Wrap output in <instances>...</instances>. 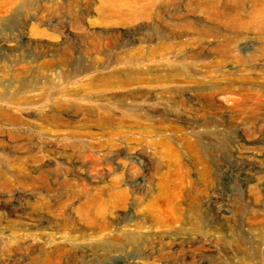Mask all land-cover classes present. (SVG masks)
<instances>
[{"label":"rangeland","instance_id":"rangeland-1","mask_svg":"<svg viewBox=\"0 0 264 264\" xmlns=\"http://www.w3.org/2000/svg\"><path fill=\"white\" fill-rule=\"evenodd\" d=\"M107 1L52 17L40 6L20 9L19 16L0 8V93L11 96L24 85L32 87L30 99L54 91L145 93L138 97L140 114L111 112L113 124L83 120L105 111L71 107L61 112L71 124H41L34 116L39 104L25 113L30 126L0 123V264H264V21L234 26L219 20L213 6L194 13L193 4L176 0L154 8L148 20L105 26L100 12ZM258 1L218 6L240 9L246 19L253 7H264ZM177 18L203 31L168 25ZM226 42L243 61L220 54ZM248 53L258 57L252 61ZM164 91H185L186 105L174 106L176 96ZM146 129L149 137L141 135ZM192 131L203 132V181L194 149L182 142L195 143ZM161 137L175 151L167 159ZM97 170L109 175L95 178ZM165 172L169 185L161 184ZM183 172L190 185L186 179L183 186ZM114 190L125 197L110 196ZM85 194L95 197L89 214L82 211ZM10 236L24 242L23 252L6 251L1 241ZM55 241L65 251L52 253L47 243Z\"/></svg>","mask_w":264,"mask_h":264},{"label":"bare ground","instance_id":"bare-ground-1","mask_svg":"<svg viewBox=\"0 0 264 264\" xmlns=\"http://www.w3.org/2000/svg\"><path fill=\"white\" fill-rule=\"evenodd\" d=\"M17 1L19 0H7V1H4V2H1L0 4V8H4L3 11L6 12H9L12 10L17 13L16 16L20 15L21 12L19 11L20 9H23V10H27V9H30L31 7L33 6H37L38 8L41 7L42 9V12L45 13L47 15V17H52V16H55L57 15L58 13H60L62 10H66L67 12L71 13V14H75L76 12H78V10L82 9V4L84 3L83 6H87L91 0H66L64 3L63 2H60L59 0H51V2H48L47 4H40L39 2H37L36 0L33 2V3H30V2H26V1H22L21 4H17ZM176 0H108L107 2H104L102 5V8H101V23L105 26H118V27H125V26H130V25H133V24H136L138 23L139 21H143V20H148L150 19L152 16H153V13H154V8L156 7H159L163 4H166V3H173L175 2ZM219 0H186V4L189 6H194V8L192 10H194L193 12L195 13L196 11L195 10H203V7H206V8H209L210 6H213L212 8L214 10H217L218 12H215L213 11L212 13L217 17V18H220L219 20H223V21H228L230 22V24L232 25H237V26H245V25H258L259 23L263 22L264 21V7L261 8V9H258V8H254L253 7V10L251 12H248L246 13V16L247 17L246 19L245 18H241L242 16V13L240 11V9H236V10H232V11H229V12H226V6L225 7H222V5L219 7L218 6V2ZM258 1V0H257ZM261 1H264V0H261ZM185 2V1H184ZM259 2V1H258ZM262 4V3H261ZM260 5V4H259ZM40 6V7H39ZM36 7V8H37ZM232 7V6H231ZM176 8V7H175ZM211 8V9H212ZM221 8L223 11H221ZM212 9V10H213ZM186 10V9H185ZM189 10V9H188ZM191 10V11H192ZM211 10V11H212ZM1 11V10H0ZM156 11V10H155ZM2 12V11H1ZM163 12V11H161ZM62 13V12H61ZM79 13V12H78ZM176 13H179V12H175ZM188 13V12H187ZM40 14V13H39ZM186 14V12H185ZM198 14V13H196ZM202 14V13H201ZM1 15V13H0ZM159 15V14H157ZM173 15V14H172ZM176 16H179V15H176ZM46 17V18H47ZM170 17V16H169ZM175 17V16H173ZM183 18V17H182ZM190 20V19H189ZM187 19H176V20H172L171 23L169 22L168 25H170L171 27L173 28H180V29H201L203 31V26L200 24V23H196V22H192V21H189ZM79 23L78 21H74L73 24H77ZM253 27V26H252ZM237 28V27H236ZM242 28V27H240ZM249 28V27H248ZM258 28V27H256ZM239 29V28H238ZM254 29V28H253ZM244 30V28H243ZM220 37V36H219ZM161 39V38H160ZM163 40V39H162ZM183 41V40H182ZM112 44V42H111ZM222 44V42H221ZM2 45V44H0ZM161 46V45H160ZM168 48L167 45H164L162 47L163 48ZM217 49H219V52L220 54L227 58V59H236L238 61H243V58H242V54L240 53L241 50H239L238 48H233L232 47V44L230 42H226L224 45L218 47ZM165 50V49H164ZM67 51V50H66ZM236 52V53H235ZM259 53L260 56H263L262 58H264V49L262 51H260ZM134 54V53H133ZM142 54V53H141ZM240 55L241 57H237L236 55ZM249 55L245 54L244 56L247 57L248 59L250 60H254L255 58L258 57V54L257 53H248ZM130 55V54H129ZM72 57V56H71ZM130 57V56H128ZM62 58V57H61ZM131 58V57H130ZM134 59V62L135 61H138L137 60V57H132ZM68 59H69V56L68 54L64 57L63 59V63L64 62H68ZM71 59V58H70ZM141 60V59H140ZM133 61V60H132ZM131 61V62H132ZM126 62V61H125ZM121 63V62H120ZM138 63V62H136ZM135 63V64H136ZM140 63V62H139ZM127 64V63H125ZM50 66V65H49ZM132 67V66H131ZM135 67V66H133ZM134 71V69H132ZM78 72V70H77ZM133 75H135V73L131 74L130 76L132 77ZM130 78V77H129ZM134 77L130 78V79H127L125 80V85L127 87H131V85L134 83ZM55 82V81H54ZM56 83V82H55ZM54 83V84H55ZM2 88V87H1ZM32 87L28 86V85H24V87H21V91L16 93L17 92V88H15V93L11 96H9V94H5V93H0V123H8L9 125H15V126H30L31 125V122L26 119L24 116H25V113L27 111H30L33 109V106L39 104L37 106V108H34L36 109V113L34 114V116L37 118V121H39V123L41 124H48V125H59V124H71V120L69 119H65L63 116H62V110L63 109H66V108H74L75 111L79 112L80 110H82V108H86L87 111H96V109L98 110H102V111H105V116L103 117H97V118H91L88 114L84 115L83 117V120L84 122H87V123H90V122H94V123H98L101 121H103V123H112L115 121L112 116L110 115L111 112H114V111H120L121 113L123 114H128L129 116H133V115H136L139 111L142 110V105L139 106V102H138V97L139 96H143L145 97V93L142 94L141 92H137V91H123L122 93H119V94H116L114 93L113 91H74V92H71V91H60V92H55L52 93V92H47L46 93H40L39 94V97L37 98H34V99H30L31 97H28L27 94L28 92H30L29 89H31ZM55 89V87L53 86L51 88V90L49 91H53ZM40 90V89H39ZM165 94H173V96H176L174 97L172 100H171V104H173L174 106H180V105H186L185 103V100L183 99V95H184V92L185 91H164ZM199 94L202 93V91H195ZM163 92L161 93H158V94H162ZM18 96H21L22 98L18 97ZM53 97V98H52ZM170 97V96H169ZM155 98V97H154ZM142 99V98H141ZM157 99V98H156ZM161 100H164V98H160ZM260 100V98H258ZM51 101L50 104H48V101ZM81 102H85L87 104L85 105H81ZM139 104H138V103ZM162 102V101H160ZM165 102H168V100ZM170 102V100H169ZM168 102V103H169ZM164 103V102H163ZM138 104V105H137ZM142 104V103H141ZM163 105V104H162ZM188 105V103H187ZM255 107V106H254ZM242 108V107H241ZM49 109V110H47ZM141 109V110H140ZM62 112V113H61ZM29 113V112H28ZM140 114V113H138ZM137 114V115H138ZM171 114V113H170ZM173 114V113H172ZM30 116V115H29ZM28 117V116H27ZM67 118V117H66ZM123 118V117H122ZM166 117L163 116V119H165ZM120 120V119H119ZM34 121V120H33ZM32 121V122H33ZM172 127V126H171ZM170 127V128H171ZM174 129V128H173ZM149 133V129H146L142 132V136L144 137H149L150 134ZM192 135H194L196 137V141L195 143H190L191 141L188 140V138H184L182 140V142L184 141V144L187 146V147H192L194 149V154H193V157L195 156V160H196V163H197V166L200 168V174H201V180L203 181V132L198 133L196 131H192L191 132ZM194 137V138H195ZM160 142L159 144L162 145V147L164 148L163 150H166L165 152H169V153H166V155H163L166 159L170 156L171 157V154H173V147L171 145L172 142H170V139H168V137H161L160 138ZM158 140V139H157ZM192 140V139H191ZM150 144V147L152 148H156V147H159L158 146V142H155V141H150L149 142ZM155 145V146H153ZM185 147V146H184ZM185 147V148H187ZM161 148V147H160ZM157 150V149H156ZM160 150V149H158ZM188 150V149H187ZM161 151V150H160ZM190 151V150H188ZM178 152V151H177ZM159 153V151H158ZM180 153V152H179ZM191 153L190 155H192V152H189ZM163 154V153H162ZM175 155V154H174ZM180 155V154H179ZM178 155V156H179ZM176 156L179 160V157ZM182 156V154H181ZM175 157V156H174ZM173 157V158H174ZM175 157V158H176ZM174 158V159H175ZM185 158V157H184ZM171 159V158H170ZM168 159V160H170ZM32 160V159H31ZM177 160V159H176ZM177 160V161H178ZM194 160V161H195ZM175 161V162H177ZM205 161V160H204ZM172 162V161H171ZM179 162V161H178ZM210 163V162H209ZM172 164V163H170ZM174 164V163H173ZM176 165V163H175ZM184 165V164H183ZM211 165V163H210ZM251 165V164H250ZM172 166V165H171ZM182 166V165H181ZM167 167V166H166ZM177 167V165H176ZM213 167V166H212ZM179 168V167H178ZM158 169V167H157ZM177 169V168H175ZM185 169V167H184ZM196 169H198L196 167ZM211 169V167L209 168ZM208 169V170H209ZM172 170V169H171ZM186 170V169H185ZM206 170V169H205ZM98 171V170H97ZM173 171V170H172ZM176 171V170H175ZM162 172V171H161ZM177 172V173H176ZM175 173L180 174L181 170L180 171H176ZM91 173V172H90ZM158 173V172H157ZM174 173V175H175ZM187 173V172H186ZM183 172V175L184 177L180 176L181 179H182V183H183V186L186 182H188L185 177V174ZM162 174V173H161ZM209 174V173H208ZM211 174V173H210ZM87 175V174H86ZM109 174H105L101 171H98L96 174H94L93 176H95V178H99V179H105L106 176H108ZM182 175V174H180ZM189 175V174H188ZM207 175V174H206ZM212 175V174H211ZM92 176V175H91ZM118 176V175H117ZM116 176V177H117ZM163 176H165V178L163 177V182L161 184H164V185H169V173L168 172H165L163 174ZM210 176V175H209ZM176 177V176H175ZM178 177V176H177ZM180 177L178 179H180ZM92 178V177H91ZM209 178V177H208ZM211 178V176H210ZM177 179V178H176ZM205 179V178H204ZM207 179V178H206ZM80 179H78L77 183L79 182ZM161 180V181H162ZM171 180V179H170ZM189 180V179H188ZM175 181V180H173ZM207 181V180H205ZM5 182V181H4ZM114 182V188H116V186L118 185V182H119V179H116L113 181ZM177 183V182H175ZM173 184V183H172ZM187 184V183H186ZM190 185V180H189V183ZM80 186V184H78ZM175 185V184H174ZM163 185H161L162 187ZM177 186V184H176ZM176 186H175V189H176ZM181 186V185H180ZM81 187V186H80ZM105 187V186H104ZM165 187V186H163ZM167 187V186H166ZM97 188V187H95ZM184 188V187H183ZM99 189L101 190V188L99 187ZM182 189V188H181ZM92 191V189H90ZM98 190V189H97ZM111 190V189H110ZM185 190V189H183ZM182 190V191H183ZM90 191V192H91ZM107 191V190H106ZM119 191V190H118ZM121 191V190H120ZM123 191V190H122ZM165 191V189H164ZM202 191V190H201ZM93 192V191H92ZM104 192V191H103ZM118 192H116L114 190V193H111L109 194L110 196L112 197H115L116 194ZM172 193V192H171ZM90 194V193H89ZM121 194L122 197H123V192H119L117 195ZM201 194L203 195V193L201 192ZM91 195V194H90ZM94 195V194H93ZM121 195L120 197L118 198H121ZM101 196H103L101 194ZM104 197V196H103ZM125 197V196H124ZM123 197V198H124ZM195 197V196H194ZM201 197V196H200ZM200 197L198 198V200L200 199ZM84 201H82V211L84 214H89L92 207H94L96 205V202H95V197H91V196H88L85 194L84 196ZM122 198V199H123ZM105 199V198H104ZM100 200V198H99ZM196 199V201H198ZM98 201V200H97ZM104 201V200H103ZM102 201V202H103ZM101 202V201H100ZM101 202V203H102ZM105 203V201H104ZM103 204V203H102ZM101 206V205H100ZM107 206V205H105ZM104 206V207H105ZM100 209V208H98ZM104 209V208H103ZM109 209V208H107ZM106 211V210H105ZM89 212V213H88ZM81 213V212H80ZM93 213V212H92ZM103 213V211H102ZM98 216V215H97ZM92 217V216H91ZM104 217V215H103ZM99 218V217H98ZM87 219V218H86ZM90 219V218H89ZM84 221V220H83ZM86 221V220H85ZM92 221V220H91ZM103 221V220H102ZM105 221V220H104ZM89 222V221H88ZM101 222V221H100ZM91 223V222H90ZM105 223V222H103ZM96 224V223H95ZM108 224V223H107ZM106 225V224H104ZM109 225V224H108ZM107 225V226H108ZM167 225V224H166ZM94 226V225H93ZM98 226V225H97ZM102 226V225H101ZM99 227V226H98ZM106 227V226H105ZM103 227V228H105ZM138 228V227H137ZM106 229V228H105ZM100 230V229H99ZM98 230V231H99ZM102 230V229H101ZM100 230V231H101ZM109 230H111L109 228ZM108 232V231H107ZM25 234V233H24ZM44 234V233H43ZM46 234V233H45ZM44 234V235H45ZM101 234V233H100ZM48 235V234H47ZM53 235V234H52ZM104 235V234H103ZM35 236V235H34ZM56 236V235H55ZM102 236V234H101ZM130 236V235H129ZM131 236H134V235H131ZM11 238L8 239L6 242L5 239L3 241H1V244L5 247L6 246V251L8 253H13V254H18L22 251V249L24 250L25 248V245H24V242L21 241V239H19L18 237L16 236H10ZM47 237V236H46ZM58 237V235H57ZM64 237V236H63ZM118 237V236H117ZM52 238V237H51ZM68 238V237H67ZM121 238V237H120ZM126 238V237H125ZM128 238V237H127ZM132 238V237H130ZM134 238V237H133ZM157 238V237H156ZM57 239V238H56ZM64 239V238H63ZM138 239V238H137ZM50 240V239H49ZM55 240V239H54ZM60 240V239H59ZM131 240V239H130ZM48 241V240H47ZM52 241V239H51ZM65 241V240H64ZM68 241V240H67ZM70 241V239H69ZM134 241V240H133ZM45 242V241H44ZM63 242V241H62ZM57 244V242L55 241V243H52V242H49L47 243L48 245H50L53 250H52V253H59L60 251L64 250L65 251V246L62 244ZM72 242V241H71ZM167 242V241H166ZM64 243V242H63ZM49 246V247H50ZM106 246V245H105ZM161 246V245H160ZM48 248V247H47ZM160 248V247H159ZM46 249V248H45ZM69 249V248H68ZM76 249V248H75ZM29 251V250H28ZM46 251V250H45ZM23 252V251H22ZM44 253V252H43ZM12 254V255H13ZM60 254V253H59ZM155 254V253H153ZM53 255V254H52ZM62 255V254H61ZM19 256V255H18ZM70 256V255H69ZM56 257V256H54ZM49 260V259H48ZM51 260V259H50ZM68 260V259H67ZM35 261H37V263H41L42 259L39 258V256H37V259H35ZM48 262V261H47ZM43 263V262H42ZM45 264V263H44ZM52 264H55V262H53Z\"/></svg>","mask_w":264,"mask_h":264}]
</instances>
